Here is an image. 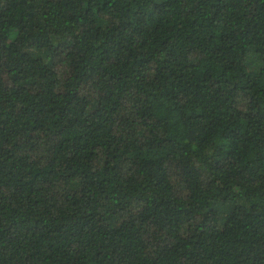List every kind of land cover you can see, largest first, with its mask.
I'll use <instances>...</instances> for the list:
<instances>
[{"label": "trees", "instance_id": "trees-1", "mask_svg": "<svg viewBox=\"0 0 264 264\" xmlns=\"http://www.w3.org/2000/svg\"><path fill=\"white\" fill-rule=\"evenodd\" d=\"M0 264H264V0H0Z\"/></svg>", "mask_w": 264, "mask_h": 264}]
</instances>
